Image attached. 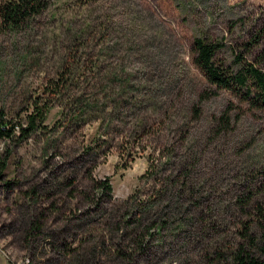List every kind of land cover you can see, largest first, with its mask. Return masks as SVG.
<instances>
[{
	"label": "rangeland",
	"instance_id": "374dc122",
	"mask_svg": "<svg viewBox=\"0 0 264 264\" xmlns=\"http://www.w3.org/2000/svg\"><path fill=\"white\" fill-rule=\"evenodd\" d=\"M50 11L35 32L0 33V118L13 126L0 139V264H227L244 232L259 239L264 107L208 84L192 40L221 43L224 67L237 53L264 73V0H61ZM75 60L84 77L49 94ZM88 77L121 97L75 119ZM41 104L44 120L19 139ZM103 179L108 199L92 189Z\"/></svg>",
	"mask_w": 264,
	"mask_h": 264
},
{
	"label": "trees",
	"instance_id": "16d2710c",
	"mask_svg": "<svg viewBox=\"0 0 264 264\" xmlns=\"http://www.w3.org/2000/svg\"><path fill=\"white\" fill-rule=\"evenodd\" d=\"M67 1L76 8H82L97 0ZM59 2H61V0H0V33L6 32L16 34L19 32H35L37 19L46 12H50L49 15L52 17L53 14L50 9ZM91 29L96 36H101L98 34L97 27L92 26ZM80 32L81 30L74 31L73 33L72 37L74 41H72L70 47L73 53H76L79 48H85V46L81 44H76V41L81 38ZM259 33L264 37V24L261 26ZM257 41L258 39L253 41V43H245L243 47L244 50L248 51ZM221 47V43L210 42L199 37H195L192 40L194 52L193 62L203 74L207 83L216 88H223V90L226 91H243L245 99L249 98L250 94L253 92L254 101L258 103L254 104L264 107V73L257 69L252 63L243 61L241 55L237 53L233 55L229 67L222 66L221 63L214 60L215 52ZM73 65H75V67H73ZM67 66L71 68L67 69L66 73H61L60 76L53 81L54 83L48 87L49 94L62 96V92L69 91L70 88H72L73 82L77 83L76 80L78 76L84 77L82 72L79 73L80 75H77L73 70L78 69L80 66L78 60L70 61ZM92 66L95 67L96 65L92 64ZM89 71L92 70L89 69ZM94 73L100 74L99 71H94ZM88 78L91 81L92 78ZM247 81L250 82L247 84ZM114 87L116 86L112 81L106 83L103 88L100 87V84L91 81V84L86 88L88 93H92L93 102L90 100L88 102V99L81 101L84 94H86L84 92L86 88H84V90L82 88L80 96L76 97V100H74L75 102L78 101V105L73 111V117L79 119L84 116L86 109L89 108L87 104L89 105L90 103L98 104L99 101H101L102 108L110 104L112 106L114 101L121 97V92L118 90V87H116L117 90H115ZM99 90H101V93ZM97 92L101 94L100 98H97ZM47 108V104H41L40 107H33L31 113L25 117L24 127H19L18 129L19 139H26L39 127V124L44 120ZM12 133L13 126H11L8 121H3L0 118V139H11ZM92 189L94 194L102 198L108 199L110 197V186L107 179L93 182ZM253 213L257 219L260 238L256 239L249 235V233L244 232L243 243L231 254L230 261L227 264H264V207L256 205L253 208ZM154 226H156V224ZM155 230L157 231V229Z\"/></svg>",
	"mask_w": 264,
	"mask_h": 264
}]
</instances>
